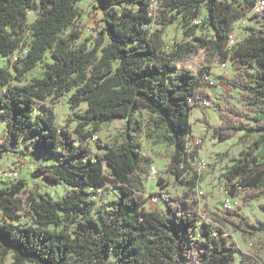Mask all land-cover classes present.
<instances>
[{
    "label": "trees",
    "instance_id": "1",
    "mask_svg": "<svg viewBox=\"0 0 264 264\" xmlns=\"http://www.w3.org/2000/svg\"><path fill=\"white\" fill-rule=\"evenodd\" d=\"M81 1L0 0V57L28 47L21 65L15 67L16 76L32 72L47 53L52 58L44 76L24 86H12V75L0 68V123L5 125L0 158L19 144L25 152L37 151L45 159L57 157L53 166L40 165L35 174L48 184H66L73 190L55 200L33 188L27 211L32 223L23 225L18 223L23 208L18 195L27 181L0 188L5 219L0 222V264L11 254L14 264H236L239 251L223 228L232 225L248 237L264 234V222L248 223L242 213L244 207L264 198V27L249 28L246 38L229 46L233 24L252 13L258 1L100 0L111 8L103 35L91 48H74L80 32L69 31L80 15ZM122 5L121 11L114 9ZM35 6L39 15L29 26L28 11ZM204 9L211 33L197 36L194 23L201 20ZM253 18L264 20V11ZM178 21L186 41L167 53L164 35ZM146 24L153 27L148 29ZM27 29L29 44L24 38ZM201 49L209 62L216 57L223 64L233 61L236 76L222 79L243 92V102L254 112L242 113L228 103L224 110L216 107L222 125L214 129L215 134L222 140L240 132L241 140L257 136L225 174L231 196L245 191L242 205L223 215L207 212L209 221L203 222L197 203L191 202L200 176H185L201 150H190L191 113L212 85L205 80L210 74L177 65ZM66 92H73V110L88 106L76 128L84 140L103 126L125 122L124 132L105 147L102 156H92L90 149L77 144L44 105L48 97L58 100ZM140 109L148 113L147 123L135 117ZM203 122L207 130L213 129L206 116ZM143 135L173 149L168 170L187 188L184 199L171 201L166 211L147 210V199L141 197L153 168V160L143 152ZM232 180L237 182L231 184ZM107 184L115 187L118 198L95 212L93 194ZM238 264H253V260L244 254Z\"/></svg>",
    "mask_w": 264,
    "mask_h": 264
},
{
    "label": "rangeland",
    "instance_id": "2",
    "mask_svg": "<svg viewBox=\"0 0 264 264\" xmlns=\"http://www.w3.org/2000/svg\"><path fill=\"white\" fill-rule=\"evenodd\" d=\"M264 1V0H257ZM79 9V17L76 19L73 27L69 33L78 31L80 37L75 39L73 43L74 48L86 46L91 48L97 38L101 37L105 29V18L111 8L101 4L100 0H82L77 4ZM124 5L116 6L114 9L121 11ZM254 10L252 13L244 16L233 24L231 39L236 43L242 41L249 35V28L261 29L264 27V20H257L253 18ZM39 9L35 6L33 10L28 11V25H32L38 18ZM208 12L204 9L203 17L194 25L198 24L197 36L210 34L211 30L206 27ZM153 26L146 24V28L150 29ZM156 26L155 28H157ZM103 32V33H102ZM24 38L29 44L31 41L30 30L27 29L24 33ZM109 42L108 37H106ZM166 43L165 50L167 53H172L175 47L184 41V27L181 22L170 26L164 35ZM28 47L15 52L10 57H0V68L6 69L13 77L11 82L12 86H24L32 83L33 80L42 78L45 74V66L52 62L50 53L46 54L44 62L40 63L32 72L23 77H17L15 67L20 66V60L26 56ZM208 56L205 50H198L197 52L189 55L186 59L177 63L178 67H186L191 69L197 74L202 71L205 74H210L209 83L210 87L207 90V97L212 101L210 107H207L203 102L200 107L194 109L191 113V125L194 137L203 140L198 159L192 165V170L186 174V179H190L193 175L200 176L199 186L196 193L193 195L191 202L197 203V208L202 215L201 221H209L207 212H215L223 215L227 210L225 207L226 201L230 200L232 208L238 210L242 205V199L245 191L238 190L235 196H231L227 191L226 185L228 183L225 174L229 168L234 164L235 159L241 157V152L247 150L253 140L257 138L254 136L251 139L241 140L243 132L238 133L231 139H220L215 134V128L222 125L220 114L215 110L216 107L225 109V104L228 103L236 110L253 115L252 107L243 102V92L225 83L227 79H233L237 71L233 66V61L229 60L223 64L218 57L212 61H208ZM73 92H66L60 99H55L50 96L44 102V105L54 111L56 115V125L59 128H65L71 132L77 139V144L90 149L92 156H102L106 146L113 144L114 140L124 132L125 122L118 121L111 125L103 126L94 137L84 140L76 132L78 124L82 121L79 115H83L87 110V104H82L76 109L71 108L70 98ZM206 116L212 125L211 130H207V126L203 122ZM135 117L144 123L149 121V115L146 111L140 109L135 113ZM69 121V122H68ZM248 123V119L244 120ZM5 125L0 123V138L4 135ZM90 127L86 128V132ZM143 152L146 156L153 160V168L148 177L144 181V190L141 194L142 199H147L145 207L147 210L161 209L167 210V205L173 201H182L187 188L181 185L175 176L169 172L168 167L171 162L172 148L165 144H159L154 140L143 135L141 138ZM23 153H25L23 155ZM57 157H50L45 159L39 152H25L23 145L19 144L3 158H0V188H8L18 180L25 179L27 186L18 195L22 202V211L20 212L22 218L18 223L29 225L32 223L31 218L28 216L29 210V196L33 188H37L39 193L51 196L55 200H60L73 190L66 184L54 185L46 183L41 177L36 176L35 170L40 165L53 166L57 162ZM106 175L110 176V170L105 167ZM18 174V176H15ZM162 181V182H161ZM237 180H232L231 184H235ZM90 191V190H89ZM118 198V191L112 184L94 192L92 200L94 203L95 212L100 211L105 204L111 203ZM264 198L253 201L249 206L243 208L242 213L246 217L248 223L264 222ZM5 219L0 209V222ZM234 221V220H233ZM237 224V222H235ZM229 240L236 244L238 254L235 263L241 261L242 256L248 255L253 260V264H264V234L260 233L254 237L243 236L239 231H236L232 225L223 228ZM5 264H14L13 255H9ZM31 264V263H26ZM187 264V263H183Z\"/></svg>",
    "mask_w": 264,
    "mask_h": 264
},
{
    "label": "built area",
    "instance_id": "3",
    "mask_svg": "<svg viewBox=\"0 0 264 264\" xmlns=\"http://www.w3.org/2000/svg\"><path fill=\"white\" fill-rule=\"evenodd\" d=\"M261 11H264V1L257 2L256 7L254 8V12L255 13H260ZM233 44H234V41L231 39L230 40V43H229V46H233ZM205 80L209 81L210 80V76L207 75L205 77ZM199 102L200 103L203 102L207 107H210L211 104H212V101L211 100L205 99V98L202 99V100H200ZM202 144H203V140L202 139L196 138V137L193 136L191 138V140H190V143H189L190 150H192L195 147H201ZM15 176H18V174H16ZM225 207L227 209H232V205H231V201L230 200H227L226 201ZM214 236H216V234H214Z\"/></svg>",
    "mask_w": 264,
    "mask_h": 264
}]
</instances>
